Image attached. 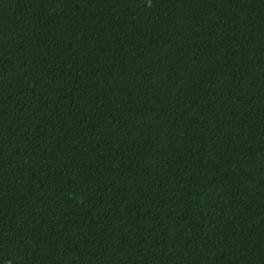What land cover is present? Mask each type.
I'll list each match as a JSON object with an SVG mask.
<instances>
[{
    "label": "trees",
    "instance_id": "obj_1",
    "mask_svg": "<svg viewBox=\"0 0 264 264\" xmlns=\"http://www.w3.org/2000/svg\"><path fill=\"white\" fill-rule=\"evenodd\" d=\"M0 264H264V0H0Z\"/></svg>",
    "mask_w": 264,
    "mask_h": 264
}]
</instances>
